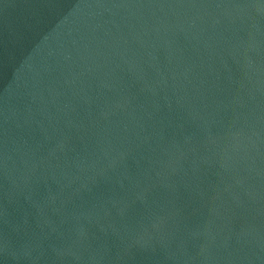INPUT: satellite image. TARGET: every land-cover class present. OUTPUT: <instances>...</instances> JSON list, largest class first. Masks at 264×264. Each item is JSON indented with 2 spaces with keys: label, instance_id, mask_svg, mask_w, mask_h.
Here are the masks:
<instances>
[{
  "label": "water",
  "instance_id": "obj_1",
  "mask_svg": "<svg viewBox=\"0 0 264 264\" xmlns=\"http://www.w3.org/2000/svg\"><path fill=\"white\" fill-rule=\"evenodd\" d=\"M0 264H264V0H0Z\"/></svg>",
  "mask_w": 264,
  "mask_h": 264
}]
</instances>
